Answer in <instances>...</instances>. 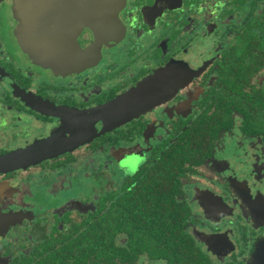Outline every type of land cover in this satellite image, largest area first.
Segmentation results:
<instances>
[{"label": "flooded vegetation", "instance_id": "obj_1", "mask_svg": "<svg viewBox=\"0 0 264 264\" xmlns=\"http://www.w3.org/2000/svg\"><path fill=\"white\" fill-rule=\"evenodd\" d=\"M257 259L264 0H0V264Z\"/></svg>", "mask_w": 264, "mask_h": 264}, {"label": "water", "instance_id": "obj_2", "mask_svg": "<svg viewBox=\"0 0 264 264\" xmlns=\"http://www.w3.org/2000/svg\"><path fill=\"white\" fill-rule=\"evenodd\" d=\"M108 14V13H110V12H108V10L107 11H100V10H91L90 11V18H89V20H88V25L89 26H91V27H93L95 30H98L100 27V25H101V23H102V20H103V16H104V14ZM29 31H28V33H29V35H32V34H36V32H35V27H33V28H30V29H28ZM30 31H33V33H31L30 34ZM35 36L33 35V38H34ZM33 44L31 43V46H30V48L31 49H33V51H35L34 50V46H32ZM256 262H257V264H258V259L256 260Z\"/></svg>", "mask_w": 264, "mask_h": 264}, {"label": "snow or ice", "instance_id": "obj_3", "mask_svg": "<svg viewBox=\"0 0 264 264\" xmlns=\"http://www.w3.org/2000/svg\"><path fill=\"white\" fill-rule=\"evenodd\" d=\"M133 159H135V158H133Z\"/></svg>", "mask_w": 264, "mask_h": 264}]
</instances>
